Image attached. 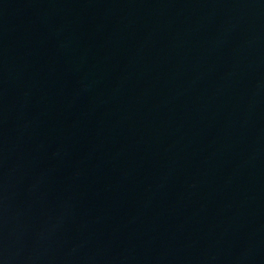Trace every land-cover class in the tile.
Returning a JSON list of instances; mask_svg holds the SVG:
<instances>
[{"label": "water", "instance_id": "1", "mask_svg": "<svg viewBox=\"0 0 264 264\" xmlns=\"http://www.w3.org/2000/svg\"><path fill=\"white\" fill-rule=\"evenodd\" d=\"M182 264H264V0H60Z\"/></svg>", "mask_w": 264, "mask_h": 264}]
</instances>
